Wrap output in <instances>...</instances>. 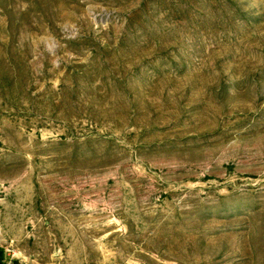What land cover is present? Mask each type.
<instances>
[{"label": "rangeland", "instance_id": "rangeland-1", "mask_svg": "<svg viewBox=\"0 0 264 264\" xmlns=\"http://www.w3.org/2000/svg\"><path fill=\"white\" fill-rule=\"evenodd\" d=\"M0 264H264V0H0Z\"/></svg>", "mask_w": 264, "mask_h": 264}]
</instances>
